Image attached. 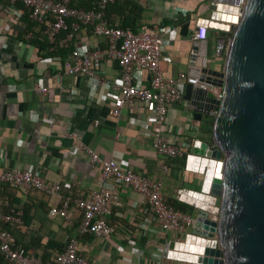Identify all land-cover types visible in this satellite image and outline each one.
<instances>
[{
  "label": "crops",
  "instance_id": "crops-1",
  "mask_svg": "<svg viewBox=\"0 0 264 264\" xmlns=\"http://www.w3.org/2000/svg\"><path fill=\"white\" fill-rule=\"evenodd\" d=\"M138 3L142 13L135 28L148 25L164 41L158 62L163 76L174 77L186 71L192 52L196 53L193 70L210 75L222 72L223 53L216 52L219 31L207 27L203 42L189 39L199 18L207 17L204 0ZM15 4L7 0L0 8V169L36 172L44 182L58 184L59 190L45 195L34 189L0 186V213L8 207L24 210L22 224L1 223L13 243L41 263L51 261L67 239L74 238L78 254L89 264H187L162 257L165 247L170 242H181L183 234L161 231L152 217L143 213L140 196L127 187L114 185L110 178H102L83 149H90L103 160L112 159L123 169L160 180L163 198L175 199L180 190L199 192L200 179L184 171V159L157 156L143 132L164 135L185 157L194 140L206 137L204 129L214 111L196 121L190 101L181 98L168 105L160 124L154 123L151 107L139 103L123 106L116 117L110 116L115 95L110 86L89 82L79 74H63L58 58L46 56L45 51L28 43L31 33L24 32L19 21L21 12ZM117 22L114 18L113 25ZM74 40L90 48L105 45L103 38L85 27L77 29ZM118 76L115 62H102L101 78L111 84ZM133 81L147 86L148 74L136 72ZM40 88L46 91L39 92ZM99 189L115 191L118 196L105 219L113 229L108 237L78 235L80 212L73 206L64 219L48 217L47 210L62 200L85 198Z\"/></svg>",
  "mask_w": 264,
  "mask_h": 264
},
{
  "label": "built area",
  "instance_id": "built-area-1",
  "mask_svg": "<svg viewBox=\"0 0 264 264\" xmlns=\"http://www.w3.org/2000/svg\"><path fill=\"white\" fill-rule=\"evenodd\" d=\"M9 3H20L29 10V18L38 24H43L47 41L56 47H66L72 43L71 53L63 60L61 72L63 74H79L89 82L102 83L111 88L115 93L111 108L108 113L112 117L118 115L123 106L139 103L148 105L152 109L154 123L164 121L167 107L179 102L183 94L182 87L190 85L199 91L210 92L216 100L221 99V90L217 78L206 74L201 69L193 70L196 53H190L189 64L186 71L177 72L174 77H165L158 68V62L163 49V39L145 24H139L134 30L121 29L115 25H108L103 18V8L111 0H98L95 8L82 10L69 6L71 0H8ZM244 0L238 2L236 17H240V9ZM69 20L70 32L62 39L54 42L59 31L68 29L66 21ZM88 27L94 36L103 38L104 47L90 48L84 43H76L74 35L80 27ZM207 25L197 24L190 34V41L203 42ZM210 28V27H209ZM226 43V41H225ZM224 41H219L216 47L218 55L225 50ZM113 61L119 69V76L114 83L100 77L102 62ZM144 71L148 74L147 86L134 83V73ZM45 92V88L38 89ZM143 134L150 139L153 152L163 158L177 159L183 156L182 151L170 139L159 133L145 130ZM91 165H96L102 178H110L114 185L124 186L140 196V205L143 213L150 215L157 227L163 232L183 234L193 238L191 230L194 226V217L174 210L164 203L161 195V182L150 179L143 174H136L128 169L119 167L112 159L103 160L90 149L84 148ZM165 170V167H162ZM13 189L37 190L45 195L54 194L59 190L56 183L44 182L41 177L30 170L0 169V186ZM192 191H177L175 199L192 206L195 210L203 209L207 218L215 221L217 206L210 199L205 208L191 205L182 199ZM207 196V195H205ZM118 202L115 191L99 189L92 191L85 198H76L72 201L64 199L56 207H50L47 215L50 218H66L70 206L80 212L79 222L76 227L78 235L89 234L97 237H108L113 229L106 223V218L111 214L113 207ZM4 206H8L4 203ZM0 223L18 226L21 224V212L11 207L5 213H0ZM202 239V238H200ZM167 247H165V250ZM0 261L3 264H89L77 252V242L69 238L63 249L56 253L51 261L41 263L32 253L15 246L10 233L0 227Z\"/></svg>",
  "mask_w": 264,
  "mask_h": 264
},
{
  "label": "water",
  "instance_id": "water-1",
  "mask_svg": "<svg viewBox=\"0 0 264 264\" xmlns=\"http://www.w3.org/2000/svg\"><path fill=\"white\" fill-rule=\"evenodd\" d=\"M238 2L204 0L208 14L197 21L226 40L222 72L212 73L221 99L190 85L181 96L196 121L214 111L211 145L194 140L183 166L199 177V193L217 201V217L197 209L191 233L201 246L190 252L170 242L162 253L169 260L264 264V0H244L236 17Z\"/></svg>",
  "mask_w": 264,
  "mask_h": 264
},
{
  "label": "trees",
  "instance_id": "trees-1",
  "mask_svg": "<svg viewBox=\"0 0 264 264\" xmlns=\"http://www.w3.org/2000/svg\"><path fill=\"white\" fill-rule=\"evenodd\" d=\"M98 0H71L69 6L72 8H78L82 10H90L95 8V3ZM7 0H0V8L3 6ZM15 7L20 10L19 21L24 25V32H30L31 37H29L28 43L35 46L38 51H45V55L49 57H56L61 62L71 53L72 43H68L66 47H56L53 44H50L44 34L45 26L43 24H38L29 18V10L20 3H16ZM103 18L108 25H113L114 18L118 19L116 26L121 29H130L134 30V23L140 19L142 8L138 3V0H111L107 2L102 10ZM68 29L59 31L57 36L54 39V42H57L59 39H62L67 32H70L69 23L66 21ZM83 27V26H80ZM87 28L89 31L90 29ZM37 29V30H36ZM204 129V134L206 137L201 138L200 140L206 142L208 145H211L210 138V126ZM184 159V156L181 157ZM164 203L174 210L181 213H185L189 216L194 217L196 210L183 202L177 201L176 199H164ZM22 220L24 221V210L21 211V224ZM0 227L5 229L4 224L0 223ZM6 230V229H5Z\"/></svg>",
  "mask_w": 264,
  "mask_h": 264
},
{
  "label": "bare ground",
  "instance_id": "bare-ground-1",
  "mask_svg": "<svg viewBox=\"0 0 264 264\" xmlns=\"http://www.w3.org/2000/svg\"><path fill=\"white\" fill-rule=\"evenodd\" d=\"M207 183H208V181L205 183V186H204L205 188H207ZM182 199L184 201H186L187 203H189L191 205H195V206L200 207V208H205L207 202L210 201V199L207 196H205L204 194H201L199 192H190L186 195H183ZM200 241L201 240H196V238H194V237L193 238L187 237L185 242H183L179 245L177 244L176 247H178L182 250L184 249L185 251L194 252V251H197L198 248L201 246L199 244V243H201Z\"/></svg>",
  "mask_w": 264,
  "mask_h": 264
},
{
  "label": "rangeland",
  "instance_id": "rangeland-1",
  "mask_svg": "<svg viewBox=\"0 0 264 264\" xmlns=\"http://www.w3.org/2000/svg\"><path fill=\"white\" fill-rule=\"evenodd\" d=\"M226 41V40H225ZM225 41H224V43H225ZM225 48H226V43H225ZM225 51V50H224ZM224 53V52H223ZM195 189H197V188H195ZM215 203V205L217 206V201H215L214 202ZM182 240H183V238H182Z\"/></svg>",
  "mask_w": 264,
  "mask_h": 264
}]
</instances>
